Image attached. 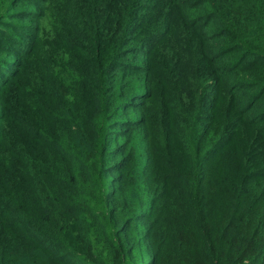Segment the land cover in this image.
Segmentation results:
<instances>
[{"label":"trees","instance_id":"16d2710c","mask_svg":"<svg viewBox=\"0 0 264 264\" xmlns=\"http://www.w3.org/2000/svg\"><path fill=\"white\" fill-rule=\"evenodd\" d=\"M0 264H264V0H0Z\"/></svg>","mask_w":264,"mask_h":264}]
</instances>
